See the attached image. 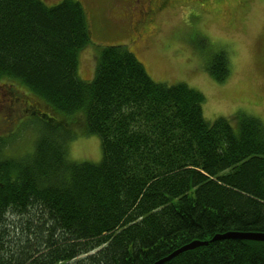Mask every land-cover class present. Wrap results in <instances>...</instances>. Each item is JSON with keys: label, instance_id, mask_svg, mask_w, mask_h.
I'll use <instances>...</instances> for the list:
<instances>
[{"label": "trees", "instance_id": "16d2710c", "mask_svg": "<svg viewBox=\"0 0 264 264\" xmlns=\"http://www.w3.org/2000/svg\"><path fill=\"white\" fill-rule=\"evenodd\" d=\"M43 1L0 0V77L58 113H81L102 160L70 162L72 137L54 120L24 157L6 155L0 138V264H151L217 234H264L263 124L207 122L202 93L155 83L126 46L103 48L82 81L85 10ZM209 71L222 82L227 57ZM33 108L43 113L25 114L45 118ZM165 264H264V243L215 241Z\"/></svg>", "mask_w": 264, "mask_h": 264}, {"label": "rangeland", "instance_id": "374dc122", "mask_svg": "<svg viewBox=\"0 0 264 264\" xmlns=\"http://www.w3.org/2000/svg\"><path fill=\"white\" fill-rule=\"evenodd\" d=\"M63 1L43 2L54 7ZM73 1L84 8L90 31V42L78 53L82 81L95 77L103 48L126 46L155 83L185 84L202 93L207 122L225 118L237 129L240 117L246 116L264 126V0H223L221 5L214 0L208 4L172 0L174 6L158 14L148 33L143 32L149 24L144 22L146 15L137 13L148 0H139L135 9L136 0ZM217 55L228 59V75L222 82L209 71ZM2 85L14 87L45 112L44 119L26 115L22 106L13 108L9 91L0 92V138L8 144L6 155L20 158L33 152L39 130L54 120L72 137L66 144L70 162H101V140L86 134L81 113L66 116L54 111L22 82L0 77ZM234 117L235 122L230 119Z\"/></svg>", "mask_w": 264, "mask_h": 264}, {"label": "flooded vegetation", "instance_id": "af4514ba", "mask_svg": "<svg viewBox=\"0 0 264 264\" xmlns=\"http://www.w3.org/2000/svg\"><path fill=\"white\" fill-rule=\"evenodd\" d=\"M212 0H174L176 3H196V4H203V3H210ZM213 2L215 5H221L223 0H214ZM139 0H136V5L134 6V9L136 6H138ZM174 6V3L172 0H148L144 5L138 6V15L141 14V16L144 14L145 16V24L148 22L149 24L146 25L144 28L145 33H148V27L150 24L154 23L156 20V17L159 13L167 9L168 7ZM9 91V101L14 107L22 106V112H34L36 114L43 113L41 109H34L33 105L34 103L28 98V96L22 94L21 92H17L14 90V87H10L9 85H2L0 86V92L1 91Z\"/></svg>", "mask_w": 264, "mask_h": 264}, {"label": "water", "instance_id": "95a60500", "mask_svg": "<svg viewBox=\"0 0 264 264\" xmlns=\"http://www.w3.org/2000/svg\"><path fill=\"white\" fill-rule=\"evenodd\" d=\"M236 240V241H247V242H257V243H264V234L261 233H243V232H227L224 235H215L210 241H200L196 240L189 244H186L179 248L178 250L174 251L168 257L158 261L155 264H165L176 257L189 252L194 251L200 247L207 246L211 242L220 241V240Z\"/></svg>", "mask_w": 264, "mask_h": 264}, {"label": "bare ground", "instance_id": "6f19581e", "mask_svg": "<svg viewBox=\"0 0 264 264\" xmlns=\"http://www.w3.org/2000/svg\"><path fill=\"white\" fill-rule=\"evenodd\" d=\"M16 219H19V218H16ZM224 234H226V233H223V234H217V235H224ZM172 254V253H171ZM170 255V254H169ZM168 255V256H169ZM168 256H165L164 258H166V257H168ZM164 258H162V259H164ZM162 259H159V260H157V261H155V262H153V263H151V264H155V263H157L158 261H160V260H162Z\"/></svg>", "mask_w": 264, "mask_h": 264}]
</instances>
